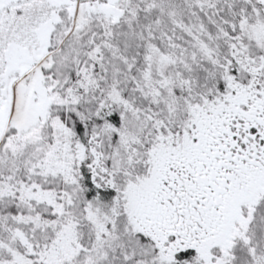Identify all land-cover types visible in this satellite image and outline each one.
<instances>
[{"label": "snow or ice", "instance_id": "6c2138e0", "mask_svg": "<svg viewBox=\"0 0 264 264\" xmlns=\"http://www.w3.org/2000/svg\"><path fill=\"white\" fill-rule=\"evenodd\" d=\"M0 264H264V0H0Z\"/></svg>", "mask_w": 264, "mask_h": 264}]
</instances>
